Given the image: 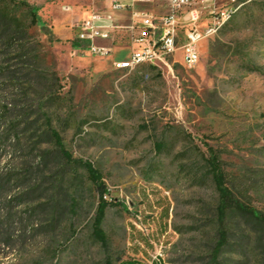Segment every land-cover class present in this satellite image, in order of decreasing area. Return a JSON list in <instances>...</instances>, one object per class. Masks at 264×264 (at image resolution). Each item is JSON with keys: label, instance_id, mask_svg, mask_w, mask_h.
I'll return each instance as SVG.
<instances>
[{"label": "rangeland", "instance_id": "obj_1", "mask_svg": "<svg viewBox=\"0 0 264 264\" xmlns=\"http://www.w3.org/2000/svg\"><path fill=\"white\" fill-rule=\"evenodd\" d=\"M91 1L0 0V13L21 27L11 47L0 37V105L25 104L30 116L17 131L22 150L1 146L0 171L23 175L38 164L42 183L33 201L3 208L0 200V224L7 213L16 219L0 227V264H103L107 256L113 264H264V222L240 213L227 218L226 245L212 260L217 192L205 164L211 147L235 197L264 213V0H235L234 15L200 42L193 68L177 49L169 67L131 71L115 67L124 53L93 55L76 39ZM230 3L205 0L203 14ZM166 5L148 8L163 14ZM44 115L72 157L102 175L113 203L102 222L107 248L92 236L98 195L85 170L40 137Z\"/></svg>", "mask_w": 264, "mask_h": 264}, {"label": "trees", "instance_id": "obj_2", "mask_svg": "<svg viewBox=\"0 0 264 264\" xmlns=\"http://www.w3.org/2000/svg\"><path fill=\"white\" fill-rule=\"evenodd\" d=\"M32 21L38 22L36 20V10L31 9ZM21 27L18 23V20L14 17H10L8 14L0 13V37H5V45L8 47L15 44L13 42V36L19 33ZM23 49V46L21 47ZM26 53V52H25ZM28 53V52H27ZM5 70V69H3ZM50 86H46L45 90L48 91V94L51 92L48 90ZM27 105L21 106L19 103H10L6 102L0 105V149L1 146H4L7 150L8 148L15 153L22 150L23 137L19 135L18 130L20 128H28V118L29 113L27 112ZM42 105H40V108ZM43 124L45 129L40 134L41 138H48L50 142L53 143L56 152L65 160L68 165L76 164L81 166L87 175V178L92 183L97 195H98V204L95 211V215L92 221V236L93 238L100 243L103 248H107L108 242L106 235L102 228V222L106 215V210L109 206L113 205L112 202L107 201L105 198L108 189L103 181L101 173L93 166L91 162L82 161L74 159L71 153L65 149L63 140L59 132L52 126L51 120L44 115ZM23 126V127H22ZM22 133V132H21ZM45 136V137H43ZM45 142V141H44ZM158 151L163 148V144H157ZM208 156L205 157V164L208 168L211 180L217 192V204L215 207V216L217 222V241L213 247L211 257L215 261L219 255L221 249L226 245L228 239V229L226 225L227 218L233 213H240L246 216H249L256 221L264 222V213L256 210L255 208L243 203L237 199L234 193L227 186L226 175L222 167V162L218 154L211 148H207ZM5 156L9 158L13 157L11 152H6ZM38 155L40 160H44L46 155ZM40 172L38 164L35 166H26L23 169V175L21 173H14L9 169L0 171V200L2 203L6 204V207L9 208L16 201L18 204L28 203L35 200L37 192L41 188V182L38 179ZM22 176V177H21ZM31 176V177H30ZM35 176V177H32ZM29 177V178H28ZM15 180V181H14ZM14 182V183H13ZM12 188H24L22 193H19L17 196H11ZM52 201V198L49 200ZM43 205H35L32 208L34 214L37 212H43ZM40 210V211H39ZM32 213V214H33ZM8 213L6 214V220L1 221L0 227L5 223L8 227L12 226L16 222L14 216ZM22 219L20 218V222ZM103 264H113L112 259L107 256ZM120 264H144L136 261H123Z\"/></svg>", "mask_w": 264, "mask_h": 264}, {"label": "built area", "instance_id": "obj_3", "mask_svg": "<svg viewBox=\"0 0 264 264\" xmlns=\"http://www.w3.org/2000/svg\"><path fill=\"white\" fill-rule=\"evenodd\" d=\"M150 0H109V5L101 11H94L76 25V39L85 42L93 55H108L113 46L97 45L96 39H110L114 43V33L125 32L130 55L127 60L115 63V67L131 71L139 66L161 68L168 66V60L180 49L182 64L193 68L200 55V42L216 33L236 12L232 3L211 9L206 15L205 0H169V10L156 15L148 11H137L135 3ZM131 8L127 25L115 21L117 11ZM169 67V66H168Z\"/></svg>", "mask_w": 264, "mask_h": 264}, {"label": "crops", "instance_id": "obj_4", "mask_svg": "<svg viewBox=\"0 0 264 264\" xmlns=\"http://www.w3.org/2000/svg\"><path fill=\"white\" fill-rule=\"evenodd\" d=\"M124 1L127 3L130 2V0H124ZM91 2H92L91 4H88V12L83 18H85L91 12L104 10L109 5V0H92ZM152 2L149 1V3L148 2L147 3H135L133 9L137 11H148V12L156 14L155 12L149 10L150 8H148V5H150ZM166 7H167L166 8L167 11L165 13H167L169 10V0H167ZM130 13H131V8L117 11L115 13V21L118 24L127 25L130 20ZM156 15H161V14H156ZM113 36H114V43H112L110 39H96L95 44L109 45V46L112 45L113 52L119 51L121 53H124L120 57H118L114 63L127 60L130 55V49H129V45H128V42L125 36V32H116L114 33Z\"/></svg>", "mask_w": 264, "mask_h": 264}]
</instances>
